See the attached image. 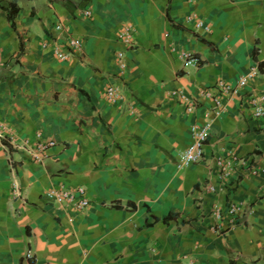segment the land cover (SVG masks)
I'll list each match as a JSON object with an SVG mask.
<instances>
[{
  "label": "crops",
  "instance_id": "crops-1",
  "mask_svg": "<svg viewBox=\"0 0 264 264\" xmlns=\"http://www.w3.org/2000/svg\"><path fill=\"white\" fill-rule=\"evenodd\" d=\"M0 4L18 7L15 28L0 7V120L13 136L0 139V264H264V118L253 117L242 93L224 99L220 116L199 95L252 67L246 90L264 91V0ZM189 15L210 31L195 29ZM124 23L134 27L129 49L117 37ZM71 36L82 48H68L67 59L42 47ZM181 50L201 64L184 66ZM109 85L121 99L105 97ZM207 121L202 160L179 167L190 125ZM227 151L251 157L258 174L224 186L215 160ZM53 186L84 187L89 206L55 203L45 195ZM232 202L241 211L230 219Z\"/></svg>",
  "mask_w": 264,
  "mask_h": 264
},
{
  "label": "built area",
  "instance_id": "built-area-1",
  "mask_svg": "<svg viewBox=\"0 0 264 264\" xmlns=\"http://www.w3.org/2000/svg\"><path fill=\"white\" fill-rule=\"evenodd\" d=\"M84 15H90L89 10L84 11ZM187 22H191L193 27L197 30H202L204 32L210 31V26L205 23L201 18L195 15H189L186 18ZM56 29L64 30L65 25L61 22L56 24ZM134 27L129 23H124L118 30L117 37L123 43L126 49L132 48L134 46L133 36ZM50 46L53 53L60 59L69 58L70 50L75 52H80L82 48V39L79 37L71 36L68 39L61 41L56 39H49L42 42V47ZM179 57L183 60L184 66L192 65L199 66L201 64L200 58L189 50H181L178 53ZM116 60L120 72L126 69V62L124 61V51L118 50L115 54ZM257 74L256 68L252 67L247 74H243L237 78L235 83H228L226 81H218L212 88H203L200 90V97L210 98L213 101V106L208 112L214 116H220L222 113V105L224 99L230 96L243 94L246 102L251 108L253 117L264 118V91H258L254 88L246 90V86L249 81L255 77ZM105 97L111 101L116 102L122 98L120 91L116 86L109 85L105 88ZM177 96L183 101H185V96L182 92H178ZM187 112H192L196 107V101H191L186 103ZM211 129L210 121L207 122H194L190 125V133L192 141L182 150L178 155V166L188 167L193 163H197L202 160L204 154V146L208 139ZM39 136V135H38ZM0 139L13 143V136L9 126L0 120ZM53 141L38 142L36 144L37 154L35 158L41 156V153L46 150ZM215 165L217 167V176L223 181L224 186L233 177H248L258 174L259 168L252 161L251 157L248 156H238L232 151H227L221 153L216 157ZM207 190L214 192L217 187L213 184L207 186ZM46 197L58 204L68 205L77 211H82L89 206V200L86 195L84 187L78 186L76 188H66L64 186H53L45 193ZM222 209L216 208L213 211V215L216 219H222ZM241 211V206L239 203L232 202L227 208L226 215L228 218H234ZM27 259H31L33 254L31 251H27L25 254ZM186 264H192L190 262Z\"/></svg>",
  "mask_w": 264,
  "mask_h": 264
},
{
  "label": "trees",
  "instance_id": "trees-1",
  "mask_svg": "<svg viewBox=\"0 0 264 264\" xmlns=\"http://www.w3.org/2000/svg\"><path fill=\"white\" fill-rule=\"evenodd\" d=\"M0 7L3 9V10H5L6 11V13H7V18H8V20H9V22L11 23V26L13 27V28H15V23H14V15H15V13L18 11V7H17V5L16 4H8V5H2V4H0ZM255 52V54H256V52H257V48H254V50H253V53ZM174 216L173 215H170V214H168L164 219H163V222H167L170 218H173ZM155 220H158V219H155Z\"/></svg>",
  "mask_w": 264,
  "mask_h": 264
}]
</instances>
